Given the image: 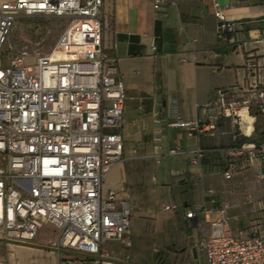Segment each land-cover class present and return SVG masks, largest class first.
Listing matches in <instances>:
<instances>
[{"label":"built area","instance_id":"built-area-1","mask_svg":"<svg viewBox=\"0 0 264 264\" xmlns=\"http://www.w3.org/2000/svg\"><path fill=\"white\" fill-rule=\"evenodd\" d=\"M102 3H0V53L18 17L68 21L51 51L33 65H27V53L20 52L0 67V246L32 244L49 225L54 236L47 249L55 254L56 264H131L127 253L112 248L131 245L129 204L123 189L105 188L108 171L122 157L123 142L114 131L121 126L125 90L114 59L102 48ZM171 4L173 0H152L155 11ZM212 8L219 29H229L215 1ZM256 42L260 55L246 52V83L217 89L205 105L211 112L206 121L177 117L170 124L188 137L215 131L220 119H230L237 130L245 131V112L253 132L256 117L250 112L255 109L262 119L261 135L255 132L257 140L227 149V180L255 168L257 180L264 181V27ZM202 157L198 148L193 162ZM227 209L219 208L210 224L227 227ZM198 212L207 213L204 208ZM237 233L207 236L195 249L202 252L205 264H264V234Z\"/></svg>","mask_w":264,"mask_h":264},{"label":"crops","instance_id":"crops-1","mask_svg":"<svg viewBox=\"0 0 264 264\" xmlns=\"http://www.w3.org/2000/svg\"><path fill=\"white\" fill-rule=\"evenodd\" d=\"M213 1L229 29H219ZM101 13L102 48L114 59L125 90L121 126L114 131L123 142L122 157L108 171L105 188L124 191L131 245L112 248L122 254L136 245L150 251L149 258L166 249L169 262L205 264L195 249L200 240L223 231L236 235L240 224L246 237L258 216L264 181L257 180L256 169L223 177L226 151L247 137L252 119L242 112L245 131L220 119L215 131L198 137L170 124L177 117L206 121L211 112L205 105L217 89L246 83V52L260 55L262 0H173L164 11H155L152 0H103ZM198 148L203 157L193 162ZM173 149L177 154H170ZM224 206L227 227L212 226ZM188 211L195 215L186 218ZM130 260L140 264L142 257Z\"/></svg>","mask_w":264,"mask_h":264},{"label":"rangeland","instance_id":"rangeland-1","mask_svg":"<svg viewBox=\"0 0 264 264\" xmlns=\"http://www.w3.org/2000/svg\"><path fill=\"white\" fill-rule=\"evenodd\" d=\"M67 23L66 19L46 16L18 17L0 53V67L6 66L8 59L20 52L27 53L25 63L29 66L33 65L38 56L51 51ZM257 120L255 118L253 122V132H249L251 135L246 138L251 139L255 136ZM259 120H261L260 114ZM242 126L246 128L247 123L243 121ZM259 128L261 130L262 122L259 123ZM256 214L258 216L253 220L252 230L250 231L248 228L244 230L248 234L253 232L264 234V195ZM239 229H242V224H240ZM53 236V228L46 225L40 236L32 244L10 243L1 245L0 260L6 264H56L55 254L47 249V243ZM127 254L132 260L134 255L142 257L140 264H188L181 259L177 263L169 262L166 249H161L160 253H152L149 258L150 251L142 250L134 245ZM163 256L164 262L162 261Z\"/></svg>","mask_w":264,"mask_h":264},{"label":"trees","instance_id":"trees-1","mask_svg":"<svg viewBox=\"0 0 264 264\" xmlns=\"http://www.w3.org/2000/svg\"><path fill=\"white\" fill-rule=\"evenodd\" d=\"M261 23H262V27L261 28H263L264 27V24H263V21L262 20H261ZM250 113H251V115H254L256 117V119H258L257 120V124H256V127H257L256 130H259L260 129L259 128V123L262 122V119L259 120V114L257 113V111L255 109H251V112ZM260 135H258V137H260ZM248 141H249V138L242 137L241 140L239 142H237V144L235 146L240 145V144H242L244 142H248Z\"/></svg>","mask_w":264,"mask_h":264},{"label":"water","instance_id":"water-1","mask_svg":"<svg viewBox=\"0 0 264 264\" xmlns=\"http://www.w3.org/2000/svg\"><path fill=\"white\" fill-rule=\"evenodd\" d=\"M256 134L257 135H260L261 134V130L259 129V130H256ZM253 140H257V138H255V136H253L251 139H249V143H252L253 142Z\"/></svg>","mask_w":264,"mask_h":264},{"label":"bare ground","instance_id":"bare-ground-1","mask_svg":"<svg viewBox=\"0 0 264 264\" xmlns=\"http://www.w3.org/2000/svg\"><path fill=\"white\" fill-rule=\"evenodd\" d=\"M241 116H242V113H241Z\"/></svg>","mask_w":264,"mask_h":264}]
</instances>
